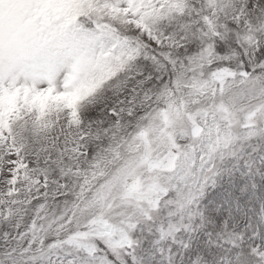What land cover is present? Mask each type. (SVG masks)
Returning a JSON list of instances; mask_svg holds the SVG:
<instances>
[{
  "label": "snow or ice",
  "instance_id": "1",
  "mask_svg": "<svg viewBox=\"0 0 264 264\" xmlns=\"http://www.w3.org/2000/svg\"><path fill=\"white\" fill-rule=\"evenodd\" d=\"M0 264H264V0H0Z\"/></svg>",
  "mask_w": 264,
  "mask_h": 264
}]
</instances>
